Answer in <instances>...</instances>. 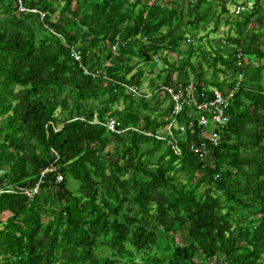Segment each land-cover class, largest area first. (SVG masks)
Segmentation results:
<instances>
[{
    "label": "trees",
    "instance_id": "trees-1",
    "mask_svg": "<svg viewBox=\"0 0 264 264\" xmlns=\"http://www.w3.org/2000/svg\"><path fill=\"white\" fill-rule=\"evenodd\" d=\"M17 2L0 0V264H264V0ZM241 72L212 155L156 137L162 86L227 93Z\"/></svg>",
    "mask_w": 264,
    "mask_h": 264
},
{
    "label": "built area",
    "instance_id": "built-area-1",
    "mask_svg": "<svg viewBox=\"0 0 264 264\" xmlns=\"http://www.w3.org/2000/svg\"><path fill=\"white\" fill-rule=\"evenodd\" d=\"M17 1L21 11L38 12V9L27 8L24 0ZM73 55L80 60L78 51H73ZM236 56L238 65L241 68L245 67L243 52L239 50ZM243 78L244 73H239L237 84L227 93L216 87L207 86L204 82H189L177 87L162 86L161 93L169 98L171 110L167 124L162 131L156 134V137L166 140L178 155L182 153L180 139L183 137L190 138L188 148L199 159H205L212 155L214 149L221 145V132L230 121L231 117L228 111ZM130 91L138 93L135 87H131ZM106 125L111 131L118 132L114 119H109ZM129 129L138 130L136 128ZM55 170L54 167L47 168L42 176ZM62 179V175H58V181ZM41 184L42 180L32 188L25 189V194L30 198L34 197L41 190Z\"/></svg>",
    "mask_w": 264,
    "mask_h": 264
},
{
    "label": "rangeland",
    "instance_id": "rangeland-1",
    "mask_svg": "<svg viewBox=\"0 0 264 264\" xmlns=\"http://www.w3.org/2000/svg\"><path fill=\"white\" fill-rule=\"evenodd\" d=\"M232 9H234V7H231ZM226 31H227V28L226 27H223V26H221V28H220V32H219V34H220V36H224V35H226ZM212 37H214V39L215 38H217L215 35H213ZM206 40V39H205ZM170 58H171V60H176L177 59V55L176 54H172V55H170ZM161 68V67H160ZM147 84H148V81H146L145 82V85H144V87L146 88V86H147ZM6 218V217H5Z\"/></svg>",
    "mask_w": 264,
    "mask_h": 264
}]
</instances>
